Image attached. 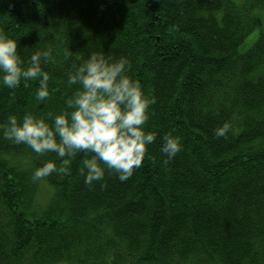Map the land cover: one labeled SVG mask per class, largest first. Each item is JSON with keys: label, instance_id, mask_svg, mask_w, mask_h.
Returning <instances> with one entry per match:
<instances>
[{"label": "trees", "instance_id": "1", "mask_svg": "<svg viewBox=\"0 0 264 264\" xmlns=\"http://www.w3.org/2000/svg\"><path fill=\"white\" fill-rule=\"evenodd\" d=\"M0 31L24 60L51 50L49 97L0 86V123L61 111L95 51L126 58L156 133L127 180L91 184L85 153L33 181L55 153L0 135V264H264V0H0ZM166 132L182 146L167 164Z\"/></svg>", "mask_w": 264, "mask_h": 264}, {"label": "clouds", "instance_id": "2", "mask_svg": "<svg viewBox=\"0 0 264 264\" xmlns=\"http://www.w3.org/2000/svg\"><path fill=\"white\" fill-rule=\"evenodd\" d=\"M50 57L51 50L44 49L22 59L16 39L0 31V86L14 89L23 82L27 87L34 80L35 99L45 101L50 77L42 64ZM129 67L124 57L112 59L93 51L67 73V84L78 87L64 98L61 111L43 116L25 112L20 118L9 114L6 122L0 123L4 139L25 144L38 155L55 153V160H46L33 170V181L53 173L68 174L78 153L86 154L78 169L85 184L102 181L106 169L125 181L141 166L146 146L156 139L155 132L144 128L149 106L155 101L128 75ZM230 127L228 121L223 122L214 129L215 136L226 137ZM181 147L179 137L164 133L159 148L163 163Z\"/></svg>", "mask_w": 264, "mask_h": 264}, {"label": "rangeland", "instance_id": "3", "mask_svg": "<svg viewBox=\"0 0 264 264\" xmlns=\"http://www.w3.org/2000/svg\"><path fill=\"white\" fill-rule=\"evenodd\" d=\"M60 264H65V263H60Z\"/></svg>", "mask_w": 264, "mask_h": 264}]
</instances>
